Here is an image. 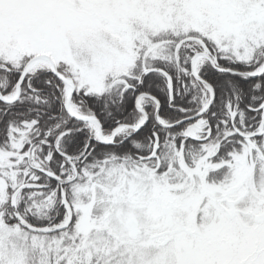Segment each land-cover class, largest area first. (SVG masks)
Returning a JSON list of instances; mask_svg holds the SVG:
<instances>
[{
	"label": "snow or ice",
	"instance_id": "6c2138e0",
	"mask_svg": "<svg viewBox=\"0 0 264 264\" xmlns=\"http://www.w3.org/2000/svg\"><path fill=\"white\" fill-rule=\"evenodd\" d=\"M0 264H264V0H0Z\"/></svg>",
	"mask_w": 264,
	"mask_h": 264
}]
</instances>
